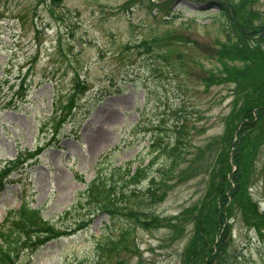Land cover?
<instances>
[{
  "label": "rangeland",
  "instance_id": "rangeland-1",
  "mask_svg": "<svg viewBox=\"0 0 264 264\" xmlns=\"http://www.w3.org/2000/svg\"><path fill=\"white\" fill-rule=\"evenodd\" d=\"M166 1L0 0V171L12 169L0 179L7 184L0 222L27 202L56 227H71L92 206L83 200L62 215L103 159L110 164L102 166L147 167L139 183L119 186V202L157 218L147 229L100 215L83 231L31 247L20 264H185L196 233L204 250L197 264L211 258V248L214 264H264V223L260 232L248 227L239 203L230 218L226 213L231 227L224 243L223 228L215 240L212 221L201 234L193 219L209 213L218 153L236 134L227 122L242 102L235 83L224 80L225 65L241 63L219 52L243 39L218 16L216 2ZM250 6L258 28L264 0ZM246 44L261 46L263 55L264 33ZM260 128L247 142L245 177L264 213ZM157 138L160 146L153 145ZM175 146L180 152L171 168ZM122 229L125 240L110 251Z\"/></svg>",
  "mask_w": 264,
  "mask_h": 264
},
{
  "label": "trees",
  "instance_id": "trees-1",
  "mask_svg": "<svg viewBox=\"0 0 264 264\" xmlns=\"http://www.w3.org/2000/svg\"><path fill=\"white\" fill-rule=\"evenodd\" d=\"M52 1L57 5L61 0ZM257 2L259 0H242L240 4H236L234 0H221L217 3L218 16L225 18L228 26L229 22L234 23L237 26L234 29L235 32H238L243 39L242 42H237L236 45H225L224 49L219 52L220 56H229L231 61H240L241 63V65H225L227 76L224 78L226 81L229 78L231 82L235 83L239 95L242 96L240 107L227 122V124L235 126V130L239 132V137L234 145L235 150L232 159H230V148L234 141L233 134L227 136L229 139L228 147L230 148L221 151L219 149L220 172L214 175L209 194V213L202 214L201 212L193 219L196 220L197 231L201 234L202 231L207 234L204 227L208 225L209 221H212V225L210 227L208 225V228H212V238L215 240L221 235V229L223 228L222 239L219 244L224 243L230 234L231 226L227 223V218L232 216L233 205H237V203L240 205L243 220L248 227H253L260 232V225L264 223V213L258 210L257 203L253 201L245 177L249 156V151L246 148L247 142L253 131L262 129L260 127L264 126V54L262 55L261 46L250 48L246 44L256 35L264 33V25H262L264 22L258 28L253 25L255 19L250 5ZM240 18L245 24L238 26L236 19ZM255 29H258L259 33ZM233 51L234 53H231ZM176 131L179 134L177 138V142H179L184 133L183 126ZM261 139L263 140L262 137ZM153 145L160 146V138L155 139ZM164 151H168V146L165 147ZM179 152V146H175L170 150L173 156L171 168L177 161V153ZM231 160L237 167V170L231 174L232 181H230V176L227 177L233 171ZM105 163L110 164L106 159L102 160L97 166L95 178L81 193L80 199L75 203L76 205L62 215H71L76 211V206L83 207V200L92 206L84 213L86 215L81 214L75 218V223L71 227H56L50 220L43 217L41 209L32 208L27 202H23L17 211H9L4 220L0 222V264H20L21 256L31 247L36 248L35 251H37L51 241L83 231L100 215L107 216L110 224H116L121 220V217H124L127 221H130L129 223L138 224L149 229L157 221V218L148 219L149 216L131 209L125 201L120 203L119 199L124 195H120L121 192L118 190L119 186L124 188V185L128 183H139L147 167L138 166L134 170L132 161L118 168H113L111 165L109 167L102 166ZM10 166L9 164L8 167L0 171V179L8 177L7 171L12 170ZM121 180H124L123 184L118 183ZM5 186L6 183L0 184V192L5 189ZM82 216H85V218H81ZM126 232L125 229H122L121 236L114 241H110V251L116 249L118 244L123 243ZM262 239L264 240V238ZM192 241V246L186 252L185 264H197V258L204 252L197 245L202 241L200 235L196 233ZM205 243L202 245H205ZM214 251L215 248L208 251L211 258H208L205 264L215 263L216 255H213Z\"/></svg>",
  "mask_w": 264,
  "mask_h": 264
},
{
  "label": "water",
  "instance_id": "water-1",
  "mask_svg": "<svg viewBox=\"0 0 264 264\" xmlns=\"http://www.w3.org/2000/svg\"><path fill=\"white\" fill-rule=\"evenodd\" d=\"M207 7H211V5L209 4Z\"/></svg>",
  "mask_w": 264,
  "mask_h": 264
}]
</instances>
